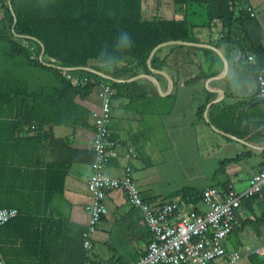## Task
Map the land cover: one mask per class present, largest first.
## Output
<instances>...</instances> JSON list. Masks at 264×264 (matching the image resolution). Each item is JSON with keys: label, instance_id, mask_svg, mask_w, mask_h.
<instances>
[{"label": "trees", "instance_id": "16d2710c", "mask_svg": "<svg viewBox=\"0 0 264 264\" xmlns=\"http://www.w3.org/2000/svg\"><path fill=\"white\" fill-rule=\"evenodd\" d=\"M238 1L173 0L177 6L173 19L158 16L148 19L144 16L143 0H0L3 11L0 25V209L16 208L20 212L18 217L0 227V259L7 264H50L51 247L60 242L61 222L52 220L47 213L53 198L64 191L67 173L41 162L44 145L36 150L35 143L38 137L44 136L41 134L47 125L80 126L87 122L88 110L79 106L73 97L68 98V93L84 95L95 87H99L100 93L101 85L109 86L113 91V104L115 97L137 86L136 81L114 79L127 80L150 74L152 69H162L167 62V57L161 55L163 47L156 51L149 65L152 53L160 45L195 42V30L219 25L228 40L237 30L242 32L240 27L235 29L236 24H240L243 17L253 18V12H243L236 19ZM121 31L127 32L132 40L129 50ZM243 42L249 50L244 59L254 56L251 68L256 74L264 68V40L246 38ZM118 63L114 71H107ZM90 66L91 72L87 70ZM20 68L32 71L41 68L53 82L49 87L36 90L30 84L35 83V76L30 81L21 78ZM85 79L88 82L82 83ZM75 80L81 83L75 84ZM211 97L208 96L206 105L199 110L202 119ZM248 104L240 102L223 110L212 105L214 111L208 118L218 129L243 138L250 132L249 125L243 131V118H237L236 113ZM260 109L251 107L245 114L248 118H264V112L259 114ZM263 123L254 122L252 127L257 129ZM16 133L26 136L15 139ZM249 155L242 153L222 161L223 169L219 172L227 164ZM20 157L25 161H19ZM215 187L230 191L227 187ZM203 191L187 187L175 196H180L183 203L197 206L202 202ZM256 196L243 202H251ZM263 217L244 224L249 222L258 230L264 225ZM239 231L241 228L234 227L230 237ZM260 236L261 232L257 238ZM249 260L252 264H264V258L254 251Z\"/></svg>", "mask_w": 264, "mask_h": 264}, {"label": "crops", "instance_id": "0c3cea01", "mask_svg": "<svg viewBox=\"0 0 264 264\" xmlns=\"http://www.w3.org/2000/svg\"><path fill=\"white\" fill-rule=\"evenodd\" d=\"M168 2L173 6L174 17L177 6L174 5L173 0ZM250 11L255 14L254 18L257 17V25L250 24V28L254 27L258 30L259 37L255 38L252 34L243 32L244 28H242V32H238L236 24L237 32L231 35V40H229L231 43L237 42L239 44L246 38H251L253 41L264 40V0H239L235 17L237 19L241 13ZM143 12L145 16L144 7ZM167 19H170V16ZM218 28L215 26L212 29L195 30L197 41L177 44L179 45L178 48L172 51L171 58L167 56V62L161 70L152 69L150 74H141L127 80L114 79L118 82L136 81L137 86L140 87H131V91L127 89L128 92L126 90L125 94L115 97L112 104L110 135L112 140L117 143L120 156L111 162L107 173L113 176H121V170L126 165L131 166L133 164L135 181L144 200L151 205L157 206L181 199L180 196H175V193L181 189L172 190L171 187H168L170 176L166 175V171L163 169L171 162L169 156L171 152L167 145L172 141L177 142V140L185 142L188 133L196 134L199 127L205 126L204 120L199 116V110L206 105L209 95L213 98L211 97L212 101L206 106V119L209 117L208 114L212 105L223 110L240 102L250 103L240 108L236 113L237 118L241 116L243 118V131L249 125L250 132L247 136L239 138L219 129L214 131L216 137L214 134L211 137L214 141L208 143V147L217 155L231 142L236 141L235 143L240 147V149L237 148L235 156H226L222 160L218 159L219 163L226 159L235 158L242 153H250L249 156L237 162L227 164L221 173L223 177L215 178L216 184L242 193L247 189L251 177L264 169V123L257 129L252 127L254 122H264V118L258 116L248 118L245 114L251 107L256 106L261 108L259 114L263 113L264 96H260V93L259 95L255 93L243 95L241 91H244L246 87L231 86L230 80L225 82V85H230V87L213 86L212 83L216 79L225 77L229 73V67L226 70L221 69L219 76H214L213 71L210 77L203 71L202 61L205 50L220 54L218 49L221 43H215L214 38L217 33H213ZM245 28H249V25ZM221 33L223 36V32ZM172 45L168 44L163 48ZM198 48L203 49L202 52H198ZM176 56L179 57L177 63ZM238 61L241 67H247L243 57H233L232 63L236 74L241 73L236 69ZM87 70L91 72L92 67H88ZM107 78L111 79L108 76ZM98 93L99 87H95L91 92L84 95L70 91L68 98L73 97L79 106L88 110L87 122L80 126L47 125L41 134L44 136L38 137L39 140L35 143L36 150L38 147L41 148V144L44 145L41 162L54 165L57 167V171L65 170L67 173L64 191L53 198L47 213V216L52 220L61 222L62 226L59 244H53L51 247L50 264H85L87 260H91L93 264H129L146 253L152 239V234L145 224L143 211L132 206L123 192L114 190L110 192L106 200L108 213L103 217L97 232L93 236V249L87 252L83 248V233L89 223L86 205L91 201L88 180L93 173L92 164L96 158L93 150L95 127L92 115L100 109L101 100ZM164 100H170L171 104L165 106L163 111L156 104L158 102L163 104ZM208 124L209 126L213 125L210 118ZM205 134L197 136L201 142L207 141L208 135L205 136ZM25 136L16 133L15 139L20 140L21 137L25 138ZM219 138H223L224 142H220ZM40 140L42 141L40 142ZM129 149L138 152L137 158L127 160L124 158ZM153 156L162 160L153 164L152 159H150ZM19 161L25 160L20 157ZM235 187H242V190L238 191ZM263 215L264 193L256 196L251 202L242 203L235 225V228H241V231L234 235V237L237 236L235 244L238 247L232 248L230 246L229 243L233 237H229L226 242L228 253L240 251V247H243L241 250L242 260L239 263L252 264L249 255L256 248L253 249L250 242L254 239L260 243L261 236L257 238V235L260 232L261 235L264 233V225H260L256 230L249 222L246 225L244 223H246L245 221H254ZM250 235H253V238L247 242V237ZM248 250H250L249 255L246 254ZM217 264H225V260L221 259Z\"/></svg>", "mask_w": 264, "mask_h": 264}, {"label": "built area", "instance_id": "2783aa9c", "mask_svg": "<svg viewBox=\"0 0 264 264\" xmlns=\"http://www.w3.org/2000/svg\"><path fill=\"white\" fill-rule=\"evenodd\" d=\"M254 61V56L249 55L245 64L251 69ZM256 76L259 93L264 96V68ZM68 78L71 76L68 75ZM74 82L81 83L79 80ZM87 82L85 79L82 83ZM100 87L101 106L93 114V150L96 158L88 180L91 201L86 205L89 223L83 233V248L87 252L93 249V236L108 213L106 200L110 192L119 190L132 206L143 211L145 224L152 234L146 253L129 264H217L221 259L225 260V264H238L242 260L241 254L238 251L228 253L226 242L234 230L243 201L264 192V169L251 177L247 189L242 193L234 190L224 192L218 187L209 186L204 189L202 202L197 206L179 200L151 205L144 200L131 174V166L126 165L121 170V176L107 173L111 162L120 154L117 143L110 135L113 91L109 86ZM134 157L135 151L129 149L124 158ZM19 215L16 208H1L0 227ZM254 253L264 258V233ZM0 264L7 263L0 259ZM85 264H92V261L87 260Z\"/></svg>", "mask_w": 264, "mask_h": 264}, {"label": "rangeland", "instance_id": "374dc122", "mask_svg": "<svg viewBox=\"0 0 264 264\" xmlns=\"http://www.w3.org/2000/svg\"><path fill=\"white\" fill-rule=\"evenodd\" d=\"M168 1L166 0H143L145 18L150 17L151 19H153L155 16L156 17L158 16L160 18L166 19L170 16V19H173L174 18L173 17V6ZM177 16H178L177 18H180L179 14H177ZM2 17H3V11L0 10V25L2 24ZM256 18L257 17L248 19L247 17H243L242 18L243 20L240 22V24H237V27H240L241 30H243L242 28H244L245 30L243 32L250 33L252 34V36L257 38L259 37V31L256 30L254 27L250 28V24L254 26L257 25ZM248 25L250 29L245 28V26H248ZM222 31H223V27H221L220 25L218 29H215V31H213V33H217V35L214 38L215 43L216 44L221 43L218 49L220 51L221 57H219L220 54L217 52L205 50V53L203 52L204 57L202 61L204 73L206 75H210L211 77L212 76L211 73H213L214 71V76H219L220 75L219 72L221 71V69L224 68L226 70L229 67V73L225 77H220L216 79L212 83L213 86L222 87V88L230 87V85L229 86L225 85V82L230 80L231 86L233 85L234 87H246L244 91H241L243 92L242 93L243 95H248L251 93L253 94L255 93L259 95L258 83L256 79L257 76L253 71H250V69H248L247 67H244L245 68L244 69L243 67H241L240 62L238 61L236 69H238L241 73L240 74L234 73V67L232 63L233 57L235 58L243 57L244 58L249 52L248 48L245 47L246 45H244L245 42L241 43V45L243 46L239 45L237 42L231 43L227 37L225 38L224 35L222 36V33H221ZM220 38L222 39L221 41H220ZM242 47H244V49H242ZM176 48H178V45H176V47L175 45L164 47L161 55L166 56V57L170 56L171 58L170 54ZM202 50L198 48V52H202ZM175 59H177L176 63L179 62L178 56H176ZM44 61L47 62L48 58L45 57ZM20 76L21 78L28 80V81H30V78L32 76H35V83L30 82V84H31V87H35L36 90L39 87H49L50 84L53 82V79L50 78L47 75L46 71L41 68L40 70H36V71L28 70L26 68H20ZM150 87H153V86H150ZM204 87H206V84H204ZM249 91L250 93H247ZM170 104H171L170 100H164L163 104L162 102L160 103L158 102L156 105L164 111L165 106H170ZM212 110L210 108L208 116L212 115ZM205 111L203 114V117H204L203 120L205 124V126L204 125L202 126L203 129L198 126L199 129L197 130V133L196 134L193 133L192 135L188 133L187 140H185V142L177 140V142L172 141L170 144L167 145L171 152L169 154V156L171 157V162L168 164V166H165L163 169L166 171V175L170 176L168 187H171L172 190H177V189L182 190L183 188H187V187L196 188V189L201 190L207 186H218L215 182L216 181L215 178H220V177L222 178L223 175H221V173L224 171L223 170L219 172V170L223 169L222 163H219V160L224 159L226 156H235L237 148L240 149V147L237 146V144L235 143L236 141H234L233 143L231 142L230 145H227V148L222 149L218 155L216 154L215 151L211 150V148L208 147V143H211L214 141L213 138H211L212 135L214 134L216 137V134L214 133V131L216 132L219 129L216 128L214 125L209 126L208 124L209 118L206 119ZM203 133L204 134L207 133L205 134V136L208 135L207 136L208 138L206 137L207 141L204 140L201 142V139L198 138L197 136ZM219 141L224 142L223 138H219ZM134 151H135L136 158H137L138 152L136 150ZM127 153L128 151L126 152V154ZM150 159H152L153 164H156L158 160H162L161 158H157L156 156L155 157L153 156ZM131 169H132L131 174H133V171H134L133 164L131 165ZM235 188L238 191L242 190V187H235ZM178 200L182 201L181 199H178ZM252 236L253 235L248 236L246 241L248 242V240H252L251 239L253 238ZM235 242H237V236L234 237L233 235L232 241L229 243L232 248H236L237 244H235ZM250 244H251V247L255 249L259 243H258V240L254 241L253 239L250 242ZM240 248L241 249L238 252H240V254L242 255L241 250L243 247H240ZM249 252L250 250H248L246 254H248ZM239 264H244V263L241 262Z\"/></svg>", "mask_w": 264, "mask_h": 264}, {"label": "clouds", "instance_id": "9594fccd", "mask_svg": "<svg viewBox=\"0 0 264 264\" xmlns=\"http://www.w3.org/2000/svg\"><path fill=\"white\" fill-rule=\"evenodd\" d=\"M120 34L125 38V47H126V50L131 49V47H132V40H131L129 34H128L127 32H125V31H121ZM121 63H122V62H121ZM119 64H120V63L116 64L115 67L109 68L107 71H109V72L114 71L115 68H116L117 66H119Z\"/></svg>", "mask_w": 264, "mask_h": 264}, {"label": "water", "instance_id": "95a60500", "mask_svg": "<svg viewBox=\"0 0 264 264\" xmlns=\"http://www.w3.org/2000/svg\"><path fill=\"white\" fill-rule=\"evenodd\" d=\"M168 44H174V45H176V44H186V43L178 41V42H168V43H165V44L160 45V46L157 47V48L154 50V52L152 53L151 58H150V61H149V65L151 64V63H150V62H151V59H152V57L154 56V54L156 53V51H157L158 49L162 48L163 46L168 45ZM43 52H44V50H43Z\"/></svg>", "mask_w": 264, "mask_h": 264}]
</instances>
